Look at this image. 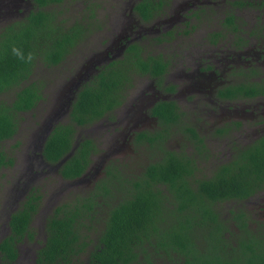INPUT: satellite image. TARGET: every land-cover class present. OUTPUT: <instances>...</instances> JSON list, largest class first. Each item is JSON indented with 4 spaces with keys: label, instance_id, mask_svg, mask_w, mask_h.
Segmentation results:
<instances>
[{
    "label": "rangeland",
    "instance_id": "obj_1",
    "mask_svg": "<svg viewBox=\"0 0 264 264\" xmlns=\"http://www.w3.org/2000/svg\"><path fill=\"white\" fill-rule=\"evenodd\" d=\"M139 1L66 0L51 7L60 12L64 28L80 25L85 30L80 43L60 65L36 66L23 85L36 82L42 99L33 111L19 114L18 132L0 145V152L13 159L12 164L0 168V242L10 234L11 216L30 192L37 190L42 196L31 224L32 236L19 243L20 257L10 264H37L38 251L47 237V222L55 209L93 193L101 195L99 186L110 170L119 177L122 170L125 178H135L150 163L162 160L164 151L169 150L195 160L196 178L210 177L219 164L233 159L238 151L263 136L264 98L218 97L219 89L229 84L264 79L263 7L237 8L243 9L236 14L245 36L253 22L257 23L248 37L247 49L241 53L235 48L236 37L224 23L235 10L229 6L234 0H168L165 9L149 21L136 12ZM33 10L34 0H0V32L24 20ZM215 32L224 37L214 41ZM132 44L140 45L145 55H162L169 63L168 70L161 80L149 74H134L116 111L89 126L77 127L76 143L91 138L97 150L84 175L67 180L60 173L62 163L52 164L44 158L46 139L56 125L69 122L72 104L82 85L102 67L124 57ZM15 91L0 94V100L11 104ZM160 100L176 102L182 113L180 123L165 129L151 115L152 104ZM188 127L198 131L203 145L188 132ZM141 132H161L163 139L160 144L139 140ZM112 180L117 184L119 179ZM111 198H101L99 211L92 214L94 218L82 221L81 243L86 245L75 264H86L90 252L99 244ZM239 208L248 212L253 229L264 226V191L245 201L217 205L227 220L231 210ZM230 224L235 231L232 221ZM152 257L159 259L160 264L169 263L159 255ZM0 264L9 263L0 255Z\"/></svg>",
    "mask_w": 264,
    "mask_h": 264
},
{
    "label": "trees",
    "instance_id": "obj_2",
    "mask_svg": "<svg viewBox=\"0 0 264 264\" xmlns=\"http://www.w3.org/2000/svg\"><path fill=\"white\" fill-rule=\"evenodd\" d=\"M65 1L34 0L35 10L0 32V94L16 89L11 104L0 100V145L18 132L19 114L33 111L42 99L36 82L23 85L36 66L60 65L83 38L84 27L64 28L60 12L51 8ZM240 1L264 5V0ZM165 4L166 0H140L135 9L149 21ZM127 54L102 67L82 85L69 122L56 125L46 139L44 158L52 164L62 163L60 173L67 180L82 177L97 150L91 138L76 143L77 127L89 126L112 114L123 102L134 74H149L161 80L168 70L169 63L162 55H145L138 44L130 45ZM226 90L221 92L226 97L264 94V79ZM151 112L165 129L182 119L173 101H160ZM187 130L203 145L204 139L194 127ZM137 138L160 144L163 135L141 132ZM164 154L162 160L150 163L135 178H125L122 170L119 177L110 170L99 186L101 195L93 193L76 203L58 206L47 222L46 241L36 263L75 264L86 245L81 243L82 221L94 218L101 198L112 196L99 244L86 264H160L152 257L154 254L169 260L166 264H264V226L253 229L252 218L244 209L231 210L228 220L217 209L220 202L245 201L264 191V135L238 151L233 159L219 164L210 177L196 178V162L185 153L165 150ZM12 163L13 159L1 151L0 168ZM112 178L119 179L117 184ZM41 200V194L34 190L12 214L10 234L0 242L4 262L18 260V245L32 236L31 224Z\"/></svg>",
    "mask_w": 264,
    "mask_h": 264
},
{
    "label": "flooded vegetation",
    "instance_id": "obj_3",
    "mask_svg": "<svg viewBox=\"0 0 264 264\" xmlns=\"http://www.w3.org/2000/svg\"><path fill=\"white\" fill-rule=\"evenodd\" d=\"M35 3V2H34ZM167 3H168V0H166V4H165V7L167 6ZM230 4L232 5V7L235 9V10H231L232 13L228 14L226 16V18L224 19V23L226 24V29L227 30H231L232 31V34L236 37V41H235V48L238 49L241 53L245 52V49H247V45H249V35H251L253 29L256 27L257 23L254 21L253 22V28L252 29H249L248 31V34H245L242 33V26H238L240 25L239 24V18L237 17V14L236 12L237 11H240V10H243V9H237V8H245L246 6H250V7H257V10H259L260 8L263 7V11H264V5H258V3L256 2H251V1H240V0H234L232 2L229 3V6ZM165 7L163 9H165ZM259 17V15H256V18ZM263 24H264V17H263ZM243 26L246 27V25L243 24ZM219 34V36L217 38H215V35L216 34ZM241 33V34H240ZM214 41L215 39H221L222 37H224V35L220 32H215L214 33ZM165 75V74H164ZM163 75V76H164ZM247 82H253V81H245V82H241V83H247ZM239 83V84H241ZM238 84H229L228 86L226 87H223V88H220L219 91H218V97L219 98H223V99H229V100H236V99H240V98H264V94H260V95H256V96H253V97H226L224 95L221 94L222 91L228 89V87H232V86H236ZM170 89L173 91L174 88L173 87H170ZM227 91V90H226ZM231 98H236V99H231ZM160 101H165V100H160ZM160 101H156L154 104H152L151 106V110L152 108ZM169 101V100H167ZM174 102V101H173ZM176 103V102H175ZM122 104V103H121ZM178 106V105H177ZM179 108V107H178ZM117 109V108H116ZM116 109L114 111H116ZM113 111V112H114ZM181 112V111H180ZM151 115L154 117V118H157L156 116H154L151 112ZM109 117V116H108ZM106 118V117H105ZM103 118V119H105ZM101 119V120H103ZM158 119V118H157ZM140 134V133H139ZM261 134L264 135V128L262 129V132ZM262 137V136H261ZM260 137V138H261ZM258 138V139H260ZM88 170V169H87ZM20 257V255H19ZM19 259V258H18Z\"/></svg>",
    "mask_w": 264,
    "mask_h": 264
}]
</instances>
